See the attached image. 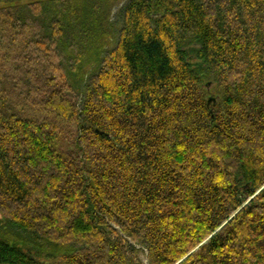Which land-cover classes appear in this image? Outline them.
Returning a JSON list of instances; mask_svg holds the SVG:
<instances>
[{
  "label": "trees",
  "instance_id": "trees-1",
  "mask_svg": "<svg viewBox=\"0 0 264 264\" xmlns=\"http://www.w3.org/2000/svg\"><path fill=\"white\" fill-rule=\"evenodd\" d=\"M117 1L0 0V264H264V0Z\"/></svg>",
  "mask_w": 264,
  "mask_h": 264
},
{
  "label": "rangeland",
  "instance_id": "rangeland-1",
  "mask_svg": "<svg viewBox=\"0 0 264 264\" xmlns=\"http://www.w3.org/2000/svg\"><path fill=\"white\" fill-rule=\"evenodd\" d=\"M126 2V0H118L116 6L113 9V12L111 14V20L114 22L117 20V12L119 8ZM142 258H144V255H142Z\"/></svg>",
  "mask_w": 264,
  "mask_h": 264
}]
</instances>
